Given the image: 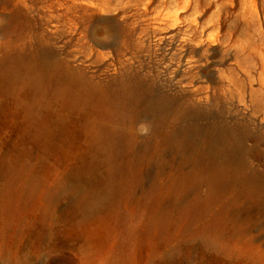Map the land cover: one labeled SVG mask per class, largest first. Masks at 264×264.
Wrapping results in <instances>:
<instances>
[{
	"label": "rangeland",
	"instance_id": "obj_1",
	"mask_svg": "<svg viewBox=\"0 0 264 264\" xmlns=\"http://www.w3.org/2000/svg\"><path fill=\"white\" fill-rule=\"evenodd\" d=\"M32 1L30 15L25 0H0V28L9 23L14 31L0 42L24 45L26 56L50 52L56 74L33 101L23 90L0 97V264H264V189H245L264 186V137L255 142L259 133L244 129L239 151L228 150L231 138L211 150L210 138L181 134L190 122H210L187 119L182 103L153 133L148 122L130 116L85 119L82 108H62L54 92L70 67L97 80L114 70L94 64L81 47L79 60L72 59L69 0ZM149 41L153 47L155 38ZM61 119L75 131L76 144L59 145ZM105 138H112L107 145L89 143ZM124 138L137 143H118ZM220 172L226 184L215 192L213 174ZM67 180L83 193L94 191L77 204L56 192Z\"/></svg>",
	"mask_w": 264,
	"mask_h": 264
},
{
	"label": "bare ground",
	"instance_id": "obj_2",
	"mask_svg": "<svg viewBox=\"0 0 264 264\" xmlns=\"http://www.w3.org/2000/svg\"><path fill=\"white\" fill-rule=\"evenodd\" d=\"M25 2L26 12L31 15L37 3ZM68 3L72 59H78L77 49L81 47L94 64L107 66V70L113 68L114 75L87 79L80 69L70 67L65 85L54 92L63 100L62 108H82L85 119L100 120L108 114L130 116L133 123L148 122V130L153 133L162 125V118L182 103L189 109L187 119L206 118L210 122L206 126L190 122L181 134L210 138L211 150L231 138L228 150L239 151L245 139L244 129L259 133L253 137L255 142L264 137V0ZM7 4L3 5L4 11L8 10ZM24 24L21 22L18 29ZM10 25L0 28L3 38L14 33ZM76 35L81 37L77 39ZM151 37L155 38L153 47L148 44ZM55 68L50 52L32 51L26 56L24 45L11 40L0 42V97H17L23 90L25 97L35 100L55 77ZM201 106L217 111L208 114ZM223 114L239 123H227ZM58 124L59 145L76 144L77 137L68 120L61 119ZM41 127L45 125L36 124L39 132L45 130ZM111 139L89 143L99 147L109 144ZM118 143L135 146L137 142L124 138ZM164 143L170 141L164 139ZM185 145L183 142L180 146ZM213 176V189L220 192L226 181L221 172ZM78 185L67 180L56 192L72 196L78 204L94 191L88 187L83 193ZM245 189L254 192L264 186L250 184ZM101 205L102 200L96 198L95 208Z\"/></svg>",
	"mask_w": 264,
	"mask_h": 264
}]
</instances>
